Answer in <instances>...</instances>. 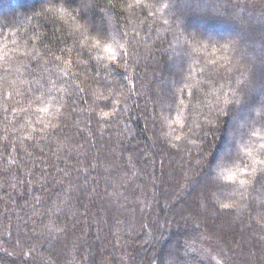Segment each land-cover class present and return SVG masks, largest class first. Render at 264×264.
Returning <instances> with one entry per match:
<instances>
[{
    "label": "trees",
    "instance_id": "16d2710c",
    "mask_svg": "<svg viewBox=\"0 0 264 264\" xmlns=\"http://www.w3.org/2000/svg\"><path fill=\"white\" fill-rule=\"evenodd\" d=\"M190 5L0 0V264H264V0Z\"/></svg>",
    "mask_w": 264,
    "mask_h": 264
},
{
    "label": "snow or ice",
    "instance_id": "6c2138e0",
    "mask_svg": "<svg viewBox=\"0 0 264 264\" xmlns=\"http://www.w3.org/2000/svg\"><path fill=\"white\" fill-rule=\"evenodd\" d=\"M49 3H59L63 6H65V10L67 8H70L74 0H47ZM77 8H76V16L84 21L83 28L85 31L91 30V33L95 36V47L100 48L103 47V50L107 53H109V59L115 60L116 59V52L114 51L111 43H104L105 40L109 39V29L106 27L98 26L93 20L89 19L88 14L93 10L95 7V0H76ZM203 4V0H192V5L196 9H199ZM137 5H139V0H137ZM190 5V6H192ZM165 7H169V5H164ZM174 19H179V17H174ZM167 23V21H165ZM126 35V33L124 34ZM123 38V36H122ZM113 42L114 41V38ZM208 39L209 43H212L213 40L211 37L206 38ZM200 41H197L199 43ZM122 47V46H121ZM222 47L227 48L229 47L228 43H225L222 45ZM41 111H48L47 108L41 109ZM115 113H103L102 118L108 119L111 115H114ZM262 120H264V117H262ZM251 168V173L255 176L258 174L261 177H264V159H255L252 161V164L249 166H246ZM244 175H248L249 173L245 171L243 173ZM227 182L229 184H235L236 183V176L230 175L226 178ZM246 182L244 180L239 181V184L243 186ZM221 207L227 209L233 207L232 204H223Z\"/></svg>",
    "mask_w": 264,
    "mask_h": 264
},
{
    "label": "rangeland",
    "instance_id": "374dc122",
    "mask_svg": "<svg viewBox=\"0 0 264 264\" xmlns=\"http://www.w3.org/2000/svg\"><path fill=\"white\" fill-rule=\"evenodd\" d=\"M221 145V144H220ZM223 145V144H222ZM223 148H225L226 149V144H224L223 145ZM205 242H202V245H200L198 248L200 249V252H202V253H204L206 256H209V257H214V256H216L215 258H213L216 262L218 261L219 262V260H218V258H219V256H218V254H217V252L215 251V248H213L212 246H209L207 243L206 244H204ZM205 246V247H204ZM214 255V256H213ZM212 259V260H213ZM213 260V261H214ZM214 261V262H215Z\"/></svg>",
    "mask_w": 264,
    "mask_h": 264
}]
</instances>
